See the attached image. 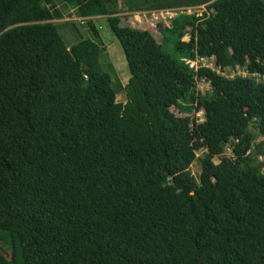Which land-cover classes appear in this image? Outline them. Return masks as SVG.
<instances>
[{"label":"trees","instance_id":"16d2710c","mask_svg":"<svg viewBox=\"0 0 264 264\" xmlns=\"http://www.w3.org/2000/svg\"><path fill=\"white\" fill-rule=\"evenodd\" d=\"M124 1L0 0V264H264V0ZM198 7L163 44L121 25ZM70 9L93 35L71 48Z\"/></svg>","mask_w":264,"mask_h":264},{"label":"rangeland","instance_id":"374dc122","mask_svg":"<svg viewBox=\"0 0 264 264\" xmlns=\"http://www.w3.org/2000/svg\"><path fill=\"white\" fill-rule=\"evenodd\" d=\"M122 3L124 4L125 1L122 0ZM57 7H61L60 5ZM205 7H198L193 8L190 10H173V11H154V12H139V13H131V12H125L120 15L121 17V25L123 27H130L136 30H142V31H149L152 33V35L155 37V39L158 41L159 44H163V37L161 33L162 27H171L172 24L178 19V17L182 15H196L197 17H202L204 13L206 12ZM74 10H69L66 15L65 19L61 21H56V23L61 24V30L60 32L63 34L66 43L69 48H71L75 43L78 42L81 38H92L91 31L84 26L85 20H81L77 18L75 15H73ZM71 14V16H69ZM76 23V28L73 27ZM94 25L100 30V39L105 47V55L103 57L104 63L111 64L115 75L117 76V81L122 86H126L129 82V79L131 77L130 71L127 65L126 57L124 52L122 51V47L118 40L115 38L114 34L109 28L107 19H95ZM191 35L190 32L187 33V35L183 38V42H190ZM192 66L197 67V65L212 68L215 70V60L209 59V60H202L201 62H193L191 63ZM219 73H221L220 70L217 69ZM227 75V73L225 74ZM234 76H248L247 72L243 69H237L235 72H232L229 74V77ZM257 80L260 82H264V77H257ZM198 91L202 94H208L211 93V87L208 83L204 81H199L197 83ZM127 96H126V90L118 94L117 102L119 103H126ZM172 112L175 113V115L179 117H184L177 108H172ZM192 118H195L199 122H204L205 115L203 112L196 113L190 115ZM256 133V130L254 127L251 129V133ZM261 141V138H254V142L257 143ZM254 144V143H253ZM203 152H199L197 156H202ZM224 156L232 157L233 151L230 145L226 146ZM221 161V158H216L214 160L215 164H219ZM191 171L196 178L200 174L201 171V165L199 162H195L194 166L191 168Z\"/></svg>","mask_w":264,"mask_h":264}]
</instances>
